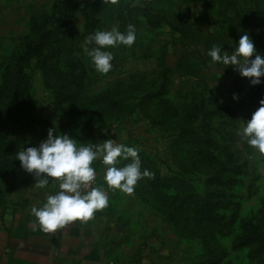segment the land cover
Returning <instances> with one entry per match:
<instances>
[{
  "label": "rangeland",
  "instance_id": "rangeland-1",
  "mask_svg": "<svg viewBox=\"0 0 264 264\" xmlns=\"http://www.w3.org/2000/svg\"><path fill=\"white\" fill-rule=\"evenodd\" d=\"M129 24L134 44L108 49L113 68L97 72L87 37ZM245 31L264 58V0H0V214L43 204L59 187L55 178L36 187L16 159L55 124L78 145L137 149L151 173L129 194L107 185L102 158L92 164L122 259L264 264V154L238 134L264 83L209 54L216 45L232 54ZM29 44L16 77L11 63Z\"/></svg>",
  "mask_w": 264,
  "mask_h": 264
},
{
  "label": "clouds",
  "instance_id": "clouds-1",
  "mask_svg": "<svg viewBox=\"0 0 264 264\" xmlns=\"http://www.w3.org/2000/svg\"><path fill=\"white\" fill-rule=\"evenodd\" d=\"M117 2L111 0L113 4ZM136 38V28L132 24L128 25L126 32H121L118 27L108 31L98 30L87 37L84 51L91 57L95 70L107 74L113 68L111 62L114 59L108 49L121 45L131 47ZM209 54L214 62L233 66L241 77L249 78L252 86L264 83L261 79L264 77V58L247 31L240 35L232 54H228L220 45L213 46ZM233 99L238 100L239 96L234 95ZM259 104L238 134L259 153L264 154V99ZM76 141L69 134L59 132L54 124V127L48 129L46 139L38 146L24 148L16 154L21 167L37 178L36 187L46 188L53 178L59 183V191L49 195L42 206H33L31 209L42 230L48 233L55 232L71 221H88L97 211L108 207L109 198L102 187L84 191L96 179V170L92 164L98 158H102L106 166L104 179L107 185L125 193H132L140 179L151 175L146 169L141 171L138 150L133 147L112 140L87 145H78ZM129 159L131 163L119 167L122 160Z\"/></svg>",
  "mask_w": 264,
  "mask_h": 264
},
{
  "label": "crops",
  "instance_id": "crops-1",
  "mask_svg": "<svg viewBox=\"0 0 264 264\" xmlns=\"http://www.w3.org/2000/svg\"><path fill=\"white\" fill-rule=\"evenodd\" d=\"M57 191L59 187L51 195ZM32 207L0 214V264H164L122 259L120 230L106 208L88 221H71L48 233L32 215Z\"/></svg>",
  "mask_w": 264,
  "mask_h": 264
},
{
  "label": "trees",
  "instance_id": "trees-1",
  "mask_svg": "<svg viewBox=\"0 0 264 264\" xmlns=\"http://www.w3.org/2000/svg\"><path fill=\"white\" fill-rule=\"evenodd\" d=\"M145 10L146 9H142V11H145ZM240 12L242 13L241 16L244 17L245 19H248L250 17V15L246 9H243ZM144 16L147 18V13H145ZM135 28H136V32H137V27H135ZM33 49H34L33 46L31 44H29L27 46V48H25L24 51L22 52V56L20 57V59H18L19 58L18 57L11 63L12 71L16 77L22 76L24 74L23 62L31 58V56H32L31 53H32ZM34 50H36V48ZM121 131H122L121 129L116 128L115 129L116 136H121ZM254 228L257 229L258 227L255 226Z\"/></svg>",
  "mask_w": 264,
  "mask_h": 264
},
{
  "label": "built area",
  "instance_id": "built-area-1",
  "mask_svg": "<svg viewBox=\"0 0 264 264\" xmlns=\"http://www.w3.org/2000/svg\"><path fill=\"white\" fill-rule=\"evenodd\" d=\"M95 185H96V179L94 182H92V184H90L87 188H85V190L89 191L91 190V188L95 187Z\"/></svg>",
  "mask_w": 264,
  "mask_h": 264
}]
</instances>
